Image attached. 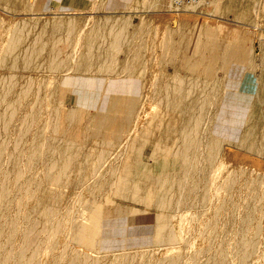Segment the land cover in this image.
I'll return each instance as SVG.
<instances>
[{"label": "bare ground", "instance_id": "1", "mask_svg": "<svg viewBox=\"0 0 264 264\" xmlns=\"http://www.w3.org/2000/svg\"><path fill=\"white\" fill-rule=\"evenodd\" d=\"M115 3H116L115 0L114 1L111 0L109 4H115ZM190 7H192V6H190ZM71 20L72 19H70V21L68 20V22H63L64 20L61 21V19L60 20L57 19V20H54L53 22H51L50 24L43 25V27H41V29H43L44 32L41 33L42 35H40V36L38 35L39 37L37 35L34 36V32H33L36 29V24H34L35 26L33 24H32L33 26H31V24H27V23H30L29 21L28 22L24 21L25 23L22 22L23 24L18 23L19 25L16 24L15 27L12 26V27H14V28H12V30H14V33L11 32L13 35L8 36L9 40H10V41L8 40L9 42H7V40H6L7 43L4 42L6 44V45L4 44V46H7L6 50H5V47H3L4 49L3 48L0 49L1 54L3 52L2 50H4V53L2 54V56H0V66H6L9 69H12L15 71L25 70V69H27V70L33 69L34 71L36 69L38 71H40V70L52 71L53 70V73H54V71H59V72L64 71L72 61V60H70V58L73 56V54L77 53V51L75 53H73V52H71V50H72L71 49L69 51L72 54V56L70 55V58H68L69 55H67L68 57L64 56V54H65L64 52H63L64 54L61 55L60 48L58 49L60 51H58V50L56 51L55 49H57V47H59L61 45V42L59 41V39L63 37V36L60 37L62 33L59 34V36L57 34L59 33V31H61L63 29L65 31L69 30V32H72L76 26L75 25L76 23H77V26H76L77 28H78V26L81 25V24L79 25L80 21L79 22L74 21V19L72 21ZM32 22H34V21H32ZM47 23H49V22H47ZM80 23H83V22L81 21ZM149 24H151V23H149ZM0 25L2 26L3 23H0ZM10 27L11 26H9L7 28L9 29ZM147 28H148V26H147ZM10 30H11V28H10ZM48 30H50V32ZM88 30L89 31L85 32L86 30L81 29V31H83L82 33L84 34L81 36L85 37L86 33H88L87 38H85L86 39L85 43H82V44H84L86 46L85 50L88 49L87 51L89 53L87 52L86 55H80V56H82V58L80 59V56H79V59H80V61L78 60L79 62L78 61H76V62L73 61V62H74V64L75 63L77 64V62H78V66H76V64H75L76 72L81 73V74H93L94 77L92 79H88L85 77L76 78V77L67 76L64 78V81L61 82L62 86H60V83L58 80V78L60 76L62 77L61 73H59L61 75H59L58 78L55 75L56 79L58 80V81L56 80L58 82V84L52 82L53 78H52L51 82H44V79H45L44 76H46L48 74V72L47 73L41 72V76H43L42 78H44V79H42L40 77L39 79L43 80V81L39 80L40 83L38 81L39 76L36 77L37 82L35 81L36 83H34L31 80V76L29 79L30 81H28L27 78H25V77L22 78L21 75H19L17 73L5 76V77L0 79V264H34L35 258H36V260H38V261H36V264H37L39 261H41L40 255L42 256L44 264H60L61 262L63 263L64 262V259H63L64 255L63 256H62V254L60 255V256H62V259H63V260L61 259L62 261L60 260L61 257L58 258L59 256L55 255L61 262H58L59 260L58 259L56 260L55 256H52L54 254L50 255V253L54 251L52 249H55V251H56V248H54V247H52V249H50L51 248L50 246L54 245V243L53 244L51 243L53 240L51 241L50 238L52 237L54 239V237H55V240H57L56 235H54V237H53V234H51V231L54 228H52L53 224H52V227L50 226L51 225L50 220H51V222H55L54 224L56 226V221H52V220H55L53 218H55L56 216L58 217L59 215L62 216V219L60 220V218L58 217L59 218L58 220H60L61 222L66 220L65 222H67L69 224V225L66 224V226L68 225L72 229V231L70 230L72 232V235L70 232L69 233H70V236H72L71 240H74L76 242V244L78 243L79 245L83 246L84 248H88L89 250L90 249H101V247L108 248V246H110V245H117L119 247V249H121L124 252V256H122V258H121L122 262L124 261L123 257H124V259L127 258L126 259L127 261L130 260L133 262V260H131L134 258L133 255L136 254V252L140 253V251H142L144 249V245L147 241H152L155 244L160 242V244H162L161 243L162 241H175V240H178L180 238L181 239L185 238V236H187L186 234L182 233L183 230L180 233H177L175 231V228L173 226V221H174L173 218L174 217L170 216L171 213H169L170 215L167 212H166V214L164 213L163 215L161 213L163 212V210H164V212L165 211H171L173 208H175L177 205H179L180 204L179 203L180 197H181L180 195L184 196L182 194L183 193L182 191L185 189L187 190L186 196L188 195L189 198L192 199V201L195 202V200H198L200 202H203L204 200H206V198H207L206 196H208L210 194L209 189L211 188V185L213 184L211 181L212 179H210V177L212 178V175H211L212 171L210 170V163L216 158V155L218 153V145H220V142L222 139H226L230 142H234L237 144L248 145V147H250V149L254 150L255 152H257L259 154L264 155V115H262L261 113H260L261 115L253 114L257 110V107H255L256 106L255 102H257L258 104L259 103L264 104V86L263 85L261 86L258 83L253 82L252 80H251V82L250 81H241V82L236 83L233 81V84L230 83V82H232V80H231L232 78L236 77L238 74H241L240 73L241 71H239L240 67H238L239 66L238 65V66H236L237 68H235L233 70H235V72H236V70L238 69L239 73L238 72H237L238 74L235 73V76L233 74L234 77L232 76V78H231V74L233 73L231 70L230 78H228V80H230V81L228 82L226 79L223 80V81H227L228 84H231L232 86L234 85L235 87H233V91L231 90L232 93L229 92L228 99L227 100L225 99L222 102V105L220 104V108L218 109L217 114H215V116H214V121H213V125H212L213 130L211 131V138L209 140V144L211 143L212 146L211 147L209 146L210 148L208 149L206 155L203 157V162H204L205 166L202 170V176L199 177L200 179L198 180V182H196V183L194 182V179H195L194 175H195V171L197 169L196 161H198V159H199L198 155H199V150H200L198 147L200 144L197 146V137H198L199 126H200V122H201V118H202V114H200V113H201L202 109H204V106L206 105V102L208 100V99L205 100L202 97L207 96V95L209 96L212 93L210 90L208 91L205 89V87L203 86V82H201L200 80L202 78H203V80H206V81L212 79L213 74L211 73V71L213 69V66L211 64L216 63V62H223V63L228 64V65L230 64V61H231L230 57H231L232 51L227 52L228 53L227 54L224 47H222L223 44H219L215 40L204 41L200 37H193L192 39H190L188 42V49L191 51V53H194L193 54L194 60H190L189 64H194L195 66H197V63H199V62L204 64L201 69H198L199 72L197 70H195V71H197L198 74L197 73L196 74L198 75L200 80L197 79V82L195 84L191 85L192 89H189V90L184 91V92H183V90L180 91L177 88L182 83V81L179 80L181 77V74L179 72H177L178 70L175 68L177 75H176V77H175V75H173L174 77H172V78H174V81H176V80L177 81L175 83H173L174 81L172 79L171 80L173 83L172 84L171 81H169L170 80L169 78H171V77H169L167 82L168 83L170 82L172 85L169 84L168 85L169 88L166 87V89L164 90L165 92L163 91L164 94H161L162 90L164 88L161 89L159 87L161 89V91H158L157 92L158 95L157 94L156 95L159 96V93H160L163 97H161L162 99H160L159 98L160 96H159L158 97L159 100L158 101L156 100L158 103H156V105H155V103H154L155 100H153V97H152L153 94L155 95L156 89L154 87H157L158 85L161 86V83H159L161 81H158V79H157L158 78L157 75H159L157 73H159V72H157L155 74V72H156L155 71L154 75L157 78L155 76L154 77L157 79V81H156V79H153V80H154V82L156 81L158 83H156V82L152 83V85H150V86H149V84L151 83V81H150V83H149V81L147 83V80L150 79V77H147L148 75H146V74L150 73L149 74L150 76L153 75V74H151V71L153 72L154 68H151V65L155 64L156 68H157V66H159V64H157L158 62H156L157 59L153 58V55L156 52H154V50H153V52H154V54H153V52L151 51V48L155 49V51H156L157 47H161L164 52H168L169 54L174 55L175 53H174L173 49L175 47V43L171 40V36L169 35V33L167 32V33L163 34L162 36L159 33L158 34L153 33V35L150 36L149 32L151 31V29H149L148 32L145 31L147 34H149V40H150V37H152V39L149 41V43L147 45L144 42V45L150 46V48H149V46L146 48L147 49L149 48L150 51L152 52L151 53L152 58H144V56L141 54L142 50H140V49H142L145 46H141L142 48L138 47L137 49L140 50V53L137 54V56H135L136 55L135 53H138L139 51L135 52V51H137L135 49L136 46L133 45L134 47H132V45H131L132 48H130V45H129V49H133L132 50V51H134L133 54H135L133 56H135V57L132 56L133 57L132 60H130L131 57H129L128 58L129 60L126 59V61H122V62L120 61L119 62L116 59V57L114 56L115 52H113L112 48L113 47L119 48L121 46V44H120L121 41L124 40L123 38H127L126 37L127 35L125 36V34L123 32L125 30V28L123 30V26H120V22H118V20H112L109 18H103V20H102V18H101L98 21L96 20L95 26L94 27L91 26V29H88ZM1 31H3L2 28H1L0 32ZM77 31H78V29H77ZM153 31H155V30L153 29L152 32ZM7 32H10V31H7ZM3 33H5V31H3ZM11 33H8V34H11ZM72 33L75 34L74 31ZM77 33L75 35H77ZM79 33L81 34V32H79ZM79 33H78V35H80ZM155 33H157V32L155 31ZM66 34H68L70 36L71 33L69 34L67 32ZM78 35L76 37L75 36H73V37L78 38L79 37ZM65 37H64V40H65ZM82 37H80V38L82 39ZM6 38H7V36H6ZM80 38H78V39L80 40ZM71 39H72V37H71ZM74 39L72 40V41H74L72 43L76 44V42H77L76 45L78 46V44L80 42L76 41L78 39H76V40H74ZM1 41H2V39H1ZM82 41H84V40L82 39ZM185 41L187 42L188 40H185ZM65 42H67V41L65 40L64 43ZM70 45H72V44H70ZM76 45H73V46H76ZM185 45H186V43H185ZM138 46H140V45H138ZM69 47L72 48V46L68 45V48ZM75 48L77 49V47H75ZM79 48H82L81 44H80ZM94 48H96V49L92 50ZM110 49H112V50H110ZM116 51H118V50H116ZM208 51H211L213 53V56L210 59L205 58L203 56L204 53L208 52ZM128 52H130V50ZM235 52H236V50H235ZM238 52H240V50ZM83 53L85 54V52H83ZM130 55H132V53ZM239 56L243 57L240 54H239ZM74 57L76 58V55ZM74 57H72V59H74ZM173 58L174 57H171L170 60H172ZM228 58H230V59H228ZM237 59H239V58H237ZM242 59L243 58H241V60ZM76 60H77V58H76ZM248 60H250V59L247 58L246 62H248ZM165 61H167V60H165ZM243 62H240V63L245 64V61H243ZM235 63H236V61H235ZM248 63H246V65ZM243 64H242V66H244ZM70 65H72V64H70ZM235 65H237V64H235ZM160 66L166 67V65H163V64ZM230 66H231V64H230ZM149 68H151L152 70L151 69L148 70ZM158 68H160V67H158ZM225 68H230V67H225ZM245 68L247 70V67H244V70H243V68H241L243 70V72L245 71ZM68 69H66V70H68ZM193 69H195V67ZM71 70H72V68H71ZM162 70L165 71L164 67ZM162 70H161L160 75H162V78H163V76H165V75H163L164 73L162 74ZM38 71H36V72H38ZM148 71H150V72H148ZM176 72L174 74H176ZM227 72H229V71H227ZM42 73H43V75H42ZM45 73H46V75H44ZM50 74H49V76L53 77ZM124 74L127 75V78L130 79L128 82L124 83L123 81L116 80L118 78L124 77L123 76ZM227 74L229 75V73H227ZM38 75H40V73H38ZM49 76L47 75L46 77H49ZM151 77L154 78L153 76H151ZM160 78H161V76L159 77V79ZM214 78H216V77L214 76ZM214 78H213V80H214ZM237 78H239V77H237ZM237 78H235V79H237ZM24 79H26L28 82H26V81L23 82ZM165 79H167V78H165ZM150 80H152V79H150ZM46 81H50V80H48V78H47ZM163 82H166V81H163ZM167 82H166V84H168ZM37 83H39V84H37ZM163 84H165V83H163ZM228 84H226V85H228ZM138 85H139V87H141L140 90L137 89ZM153 85H154V87H153ZM231 85H230V87H231ZM151 86L154 88V90L152 89L154 91V93H152L153 91L151 90L152 95H151V93H150V95L152 98H150L149 102L152 99L151 102H153V108H152V110L150 109V111H147L146 109H148L150 107H148V108L144 107V109L146 110L145 111L143 109L145 111V114L148 113L146 115L147 117H145V119L147 118V120H144L143 124H142L141 119L143 120L144 117L141 115L143 118L141 117V119H140V116H139L138 118L140 120L139 119L138 120L140 121L142 126L140 125L139 122H138V124L140 126L139 125L137 126V124L136 125L134 124V121L136 119V116L140 112L138 107L141 106V105H138V102H140L138 97H141L142 95H146V93H148L149 91L146 92L148 89L146 91H145V89L148 87H149V89H151ZM165 86H167V85H165ZM228 86H227V88H228ZM43 87H45V88H43ZM47 87H49L51 89V90H48L49 88L47 89L49 92L44 90ZM65 87L75 88V92L77 95V97L75 98V102L77 103V106H78V107L77 106L75 107L76 109H74V108H73V110L69 109L72 105L70 107L67 106V108L69 107L67 109L66 105L63 104V98H64L65 93L67 91V89H65ZM125 87H128L131 89L130 95H132V98L128 99V100H122V101L113 100L112 96L115 95L116 93H119ZM236 87H237V89H236ZM41 88H43L45 93L48 92V93H50V95H52V96L55 95L56 97L54 96V98H53L52 96L51 97L48 96L47 94H45L43 92V90L41 92H39V89H41ZM234 88L236 89V91ZM34 92L36 93L35 95L33 94ZM42 92H43V94L50 97V99L52 98L51 101L53 99L56 100V102L53 100V102H55V104L52 102V104H54V106L52 105L53 110L51 112L48 111L51 108V105H50L51 103L48 102L50 99L47 96L42 95V97H44V99H45V102L49 103V105H48L49 109H46L47 107L44 106V103H43L44 99H43V101L40 100V99H42L41 96L38 97V99L40 101H38L37 97H35L37 94H41ZM30 95L32 96L31 98H33V95H34V97L37 100L35 98L33 99V100H36L35 104H33V103L29 104L30 106L33 105V106H31L33 108L32 109L29 108V110L30 109L31 110L28 111V109H24V107H25L24 105L28 103V102L26 103L25 101H27L26 99L30 98ZM57 96H58V98H57ZM94 96L101 97V99L99 100L101 102L100 104L103 106L101 114H103L104 116L101 115L100 119H98V123L100 124V126L97 129L96 135L91 136V137H86L83 133L90 129V125H89L90 117L93 115V114L91 115L90 112L94 111V109H95V100L92 99V97H94ZM45 97H47L49 100L46 99ZM147 97H149V94ZM210 97H209V99H210ZM144 99H147V98H144ZM154 99H157V97L155 98V96H154ZM147 100H144V101H146L145 104H147ZM24 102H25V104H24ZM31 102H34V101H31ZM167 102L172 103L174 105V107L172 109H169L168 106L164 105ZM46 103H45V105L48 104V103L47 104ZM115 103H116V106L118 108L114 107ZM118 103H119V105H118ZM27 106H28V104H27ZM142 106H144V104H142ZM146 106H148V104ZM151 107H152V105H151ZM44 108H45V110H47L49 112V114L46 113L47 111L45 112ZM25 110H27V112ZM144 111H142V112H144ZM260 111H261V109H260ZM44 112L47 115H45ZM150 113H151V115H149ZM140 114H142V113H140ZM112 115H126L128 117L129 122L122 123L121 125H119L117 127H113V126L107 127L112 123V121L110 120V116H112ZM148 115H149V118H148ZM183 118H187L189 121L186 124V126H183V124H184V123H182L183 121L180 123V119H183ZM114 119H116V118H114ZM138 120H136V121H138ZM136 121H135V123H136ZM260 125H263V126L261 127ZM136 126L140 127V129L138 128L139 129L138 130L136 128ZM217 128L218 129L220 128L221 130H223L224 133H222L223 134L222 137H224V138H222L220 136V134L218 132L220 129L218 130ZM211 129H212V127H211ZM218 134H219V136H218ZM17 135H19L20 138L26 137V140L25 139L23 140V138H22V141H21V139ZM15 137H16V139H15ZM200 140H201V138H200ZM123 143H127L129 145V147L126 148V150H128V149L130 150V148L132 149V147H133V148H135V150L137 149V151L141 150L142 148L146 147L149 144H152L153 150H154L152 153L154 155L153 156L154 157L153 158L154 163L152 165H147L143 162V159H141L140 157H135L133 155H129L130 152L128 150L129 153L127 152L128 154H127V156H125L126 159L125 160L123 159L124 163L122 162L123 166H121L122 169H120L121 171H119V172H121L120 176H117V178H116L117 188H114L113 190L115 191V189H116L115 193L118 195V197L120 199L123 198V199L131 200L132 202L135 201V202L143 203L149 208L153 207V208L162 210V211H160L161 215L160 214H154L153 216H151V215L144 213L143 211L135 210L137 208L129 209V206H127V208L125 207L124 209L123 208L121 209L117 206L118 204H116L112 201V198H111V200L109 199L110 201H107L105 203H103L102 202L103 200L101 201V199L98 200L100 203L95 202L96 199L94 201L95 203L94 202L90 203L89 198H87L86 203H84V206H83V208H84L86 205V209L85 208L82 209V210H85V212L82 211L84 213L83 215H82V212L80 213V215L83 218L80 221H77V220L75 221L74 220L75 218L72 220V219L68 218L66 215L63 216L62 215L63 212H62V214H60L61 210L64 209V208H61V206H63V205L60 206V203L62 201H64L65 199H67L66 197H64L66 195L64 193H62V191H57V190H54L53 188L49 187V184H52V185L57 184L58 185V184L62 183V184H65L69 187L71 185L74 186L77 183H79V184L82 183V184L86 185L87 187H90V191L92 193V195L91 194L90 195L93 198V196L95 195L93 193H96L97 190H98V192L101 191L102 188H100V186L103 187V185H104V187H105V185L107 184V183L105 184V182L102 180V178H104L103 175L105 173H107L106 171L103 172V168L107 164V161L109 159H112V157L114 156V154L117 151L118 152L121 151L120 148L123 146ZM224 143H225V141H224ZM10 145H15L12 151H9ZM221 145H222V143H221ZM126 147H127V145H126ZM123 149H125V148L123 147ZM26 151H28V155L26 154L27 153ZM132 151H133V149H132ZM120 153H122V152H120ZM24 154H26V157L28 159H27V162L25 161L26 163L24 162V164H22L21 161H22V157ZM122 154H124V152ZM201 155H203V154H201ZM24 157H25V155H24ZM26 157H25V159H26ZM78 159L82 160V164L84 166L82 173L79 170V172L81 173L79 179L74 178L73 177L75 175L74 172L69 171V169L74 165V162L77 161ZM3 161H5L6 163ZM41 161H42V164L44 163L47 166V167L41 166V167H44L46 169L45 174H44V176H46V178L44 180H42V178L44 176L42 178H38V179H37V177H35L37 180H40V181L33 180V178H34L33 174L30 171L32 170V168H35V170H36L35 166L38 167V164H40ZM2 162H3V165L1 164ZM9 167H12V168H9ZM222 167L223 166H221V169H222ZM44 168H42L41 171H43ZM37 170H36V172L39 171L38 173H41L40 170H38V171ZM10 171H14L16 176L9 177V175L11 174ZM29 172H30L29 175H31L32 178H30V177L27 178L28 175L26 176V174H28ZM33 172H35V171L33 170ZM79 172L77 173V175H79ZM200 172H201V170H200ZM229 173H230V171H229ZM238 173H240V172H238ZM238 173L235 172V177ZM42 174L43 173H41L40 175H42ZM212 174H213V172H212ZM230 174H229V176L233 177L232 175H234V174L232 171ZM116 175H118V174H116ZM221 175L222 174H219L217 176L214 175V176H215V178L218 179V176L220 177ZM226 175H228V174H225L224 179L227 178L228 180H230ZM241 175L244 176V174H242V173H241ZM242 176H241V178H242ZM235 177H233V178L237 179V181H239V179L235 178ZM245 177L243 178V180L245 179ZM249 177H251V176L249 175ZM207 178H209L211 182L208 181ZM255 178H257V177L255 176ZM247 179H245L246 182H247ZM250 180L251 179H249V181H248L249 183H250ZM106 181H109V179H106ZM114 181H115V179H114ZM114 181L112 180V182H114ZM223 181L225 183V180H223ZM223 181H221L222 182L221 186H222V184H224ZM231 181L232 182H229V181L227 182V180H226L227 185L230 184L231 186H233L232 183L234 184L235 180H231ZM259 181H257V183H259ZM239 182L236 183L238 187H240L239 186L240 184L246 183V182L241 181L242 183H240L238 185ZM248 182H247V184H249ZM253 183L251 182V184H253ZM208 184L210 185V188L208 187L209 186ZM112 185H113V183H112ZM230 185L228 186V188L230 190H232L231 191L232 194L235 195L236 193L233 192L235 188L231 189ZM246 185H245V187H246ZM226 186H224V187L227 188ZM237 186H235V187H237ZM243 186L244 185H242L241 187H243ZM238 187L236 188L237 192L239 190ZM259 187L256 186L254 188V190H253V188L251 190H253L254 192L256 191V195H258L260 193L259 192L257 194V192L260 191ZM82 188H84V186ZM250 188H248V189H250ZM256 188H258V191L255 190ZM260 188H262V187H260ZM108 189H106V190H108ZM110 189H112V187ZM207 189L209 190V192L207 191ZM220 189H221V187H220ZM220 189H217V191L216 190L215 191L216 192L220 191L219 193L221 194L222 193L221 191L224 188L222 190H220ZM243 189H244V187H243ZM106 190H103V192L104 193L108 192L109 194L107 193V195L109 196L110 192H109V190L108 191H106ZM263 190L261 191V193L264 195ZM16 191L17 192L21 191V193H23L22 191H29V192L34 191L35 193H37V195L39 197V202H40L39 203L40 204V207H39L40 210H38L39 208L38 209L36 208L33 210V207L31 206L32 208H30V210L31 209L32 210L27 212V215H25L26 216L25 217L24 214H26V213H24V211L22 210L23 208L21 209V207L24 204H22V206H21V202L23 203V199H24V203L26 201H28L25 198H27V197L30 198V195L32 196V194H30L28 192L30 195L27 196V192H25L26 195L24 194V197L25 196H27V197L24 198L22 196L23 197V199H22V197L20 196L19 199H21V201H17L18 202L17 203L15 200V202L17 203L16 204L14 201L12 202V200H14L12 198L15 197ZM110 191L112 192V190H110ZM114 191L112 193H114ZM215 191L212 193H214L216 195ZM226 191L229 192V190L225 189V192L223 190L224 193H226ZM253 191H251V193ZM34 192H32V193L35 196ZM98 192L96 194H98ZM196 192L201 193V194L197 195ZM207 192L209 193L208 195H207ZM230 193H228L230 198H231L230 200H234V196L232 199V196H231L232 194L230 195ZM240 193H242V191H240ZM239 194L237 196H239ZM242 194H244V193H242ZM18 195H23V194L18 193ZM84 195H86V194H84ZM117 195L115 197H117ZM263 195H261V196L263 197ZM97 196H96V198H97ZM101 196L102 195H100V197ZM103 196H104V194H103ZM199 196H200V198H199ZM217 196L218 195H216L215 197H217ZM237 196L235 195V197H237ZM240 196H242V195L240 194ZM259 196L260 195H258V197ZM213 197H214V195H213ZM215 197H214V200H215ZM242 197L240 198V200H242ZM16 198H18V197H16ZM72 198H74V196ZM77 198L78 197H76V199ZM208 198H209V196H208ZM226 198H228V196ZM252 198L256 199L253 196H252ZM261 198H259V200H258V198L256 199L258 201V203L257 202L256 203L258 205H260L259 208H261V206L263 205V204H259L260 203L259 201L261 200ZM30 199L32 200V198H30ZM79 199H81V198L79 197ZM79 199H78V201H79ZM82 199H83V197H82ZM31 200L28 202L31 203L33 201V200L32 201ZM60 200H61V202H60ZM209 200H206L204 202L207 203V201H209ZM256 200H254V201H256ZM34 201L35 202L31 203L32 205L34 203L38 202L37 199ZM111 201L113 203H111ZM212 201H213V199H212ZM234 201H237V200H234ZM251 201H249L251 208L248 207L249 208V209L247 208L248 211H247V209H245V211H247V213L245 212L246 216H244L245 218L243 219V220L246 219L245 221H247V222H248V220L256 219V218H254V219L250 218L252 216L253 212L254 213L257 212L255 209H256V207H258V206H256V204H254L255 203L254 201H253L254 203H252ZM65 202L66 201H64V204H65ZM185 202H186V199H185ZM210 202L211 201H209V203ZM237 202L240 205L241 201L238 200ZM237 202L236 203L234 202L232 205L234 206V204H237ZM263 202H264V200H263ZM14 203H15V205H14ZM29 203H27V204H29ZM73 204H72V207H73ZM220 204H216V205L219 206ZM12 205L14 207L13 209H12ZM25 205H26V203H25ZM37 205L38 204H36V205L34 204L35 207ZM78 205H80V204H78ZM224 205H226V204H224ZM59 206L61 208L60 210L58 209ZM66 206L64 205V207H66L68 209V205H66ZM77 207H75V208H77ZM130 207H133V206H130ZM177 207L179 208V206H177ZM224 207H226V206H224ZM19 208L23 211L22 214L25 217L24 220L21 217L22 215H21V211ZM216 208L217 207H215V209ZM221 208H220V210H221L220 213L215 211V213L216 212L218 213V216H219V214L221 215V212H222ZM227 208L228 207H226V209ZM238 208H240L239 209V211H240L241 206H239ZM56 209H57L59 215L56 212ZM27 210H29V209H26L25 211H27ZM71 210L74 211V209H71ZM242 210H244V208ZM65 211H66V209H65ZM73 211H72V213H73ZM227 211H228V209H227ZM259 211H260V209H259ZM262 211H263V208H262ZM262 211H260V212L263 214L264 211L263 212ZM75 212H77V210ZM231 212H233V210ZM234 212L232 213L233 214L232 216L235 215ZM236 212H238V211H236ZM72 213H71V216H72ZM215 213H214V215H215ZM225 214H227V215H225L227 217L228 213L226 212ZM240 214H238L240 216L238 218H241V215L243 213L241 215ZM256 214L257 213H255V215L253 217H255ZM80 215L78 216V218H80ZM214 215H212V216L214 217ZM66 217H67L68 221H67ZM73 217H74V215H73ZM211 217L209 219H211ZM215 217L217 218V215ZM219 217L217 220H219ZM226 217H223V218L227 219ZM261 217H262V215H261ZM220 218H222V217H220ZM21 219L23 221H26L25 223L27 225H24V222H21L22 221ZM213 219H212V221L217 222V220H215V219L213 220ZM231 219H235V221H237L235 217H233ZM42 220H44V222H42ZM45 220H46V222H48V220H49V223H50L49 227L52 228V229H50L51 230L50 234L52 236L51 237L47 236V237H50V238H48L50 240L49 241L50 243L47 241L50 244V246H48L49 248L48 247L46 248L47 245H45V247L43 248L44 245H42L43 242H41L42 238L39 239L40 236L38 237V235L40 233H38L39 228L37 229V226H38V224L40 225V222L42 223V225H44ZM227 220L230 221L229 218ZM260 220L263 221L264 219L262 218ZM209 221H210V223L209 222L208 223H209V225H211V223H213V222L211 220H209ZM235 221H233V223ZM262 221H260V222H262ZM65 222H64V224H65ZM219 222L220 223L222 222L221 226H223V229H224V226L227 227L226 226L227 224L225 225V222L223 225L222 220L218 221L217 223H219ZM230 222H228V223H230ZM243 222H241V223H243ZM247 222H244V223H246V225L241 224V226L245 225L244 228H246L247 230H244V231L245 232L248 231V233H249V231L251 232V230H250L251 228H249L248 225H252L251 227H253L252 223H254L255 221L254 222L250 221L249 223H251V224H247ZM217 223H213V225H215ZM233 223H231L232 227H233ZM19 224H21V225L19 226ZM57 224H59V225L56 227L60 228L61 232L57 231L58 233L57 232L55 233L53 231L52 233H55V234L60 233L59 235L61 236V234H64V233H62V232H64V230L68 231L67 227L64 224H63V227H66V229H63V230H61L62 226L59 227L61 224L59 221L57 222ZM262 224H263V222H262ZM262 224H258L259 225L257 228L258 230H259V227L260 228L263 227V226H260ZM23 225H24V227L26 226L25 227L26 229L24 228L25 231L21 230V233H19L20 232L19 230L21 229L19 227H21ZM209 225L208 226L206 225L205 228L207 227V229H208V227H210ZM213 225L211 228H214ZM47 226H48V223H47ZM200 226H202V225H200ZM43 227L45 228V226H43ZM69 227H68V229H70ZM216 227L214 228L216 232L213 229L214 233H218L216 230ZM234 227H235V224H234ZM242 227H238V229L242 228ZM256 227H257V224H256ZM58 228H55V230L56 229L59 230ZM254 228H255V226H254ZM22 229H23V227H22ZM219 229L221 230L222 227H220ZM257 229L255 231H257ZM210 230H211V233H213L212 229H210ZM235 230L236 229H234V231ZM242 231H243V229H242ZM242 231L240 229V232H242ZM244 231L242 232V234L244 233ZM22 232H24L23 235H22ZM178 232H179V230H178ZM228 232H231V230H229ZM259 232H260V230H259ZM67 233L68 232H66L64 236H66ZM220 233L221 232L219 231V235H220ZM252 233H254V232H252ZM256 233H255V235H256ZM206 234H208V232ZM222 234H223V232H222ZM235 234L239 235L240 233L239 234L235 233ZM249 234L251 235V233H249ZM208 235L211 236L210 234H208ZM224 235L225 234H223V238H224ZM244 235H246V234L244 233ZM255 235H252V236H254V238L260 242V240H259L260 236L258 235L259 237L256 238L257 235L256 236ZM260 235H261V233H260ZM262 235H264V234H262ZM241 236L242 235L240 234L239 238H241ZM221 237L222 236L220 235V238ZM59 238H58V240H60ZM61 238H62V236H61ZM243 238H241L240 240H244ZM64 239H66V238L64 237ZM67 239H69V236ZM208 239H210V238H208ZM211 239L213 241L215 238L214 239L211 238ZM237 239H238V237H237ZM262 239H261V241H262L261 243L264 242V239L263 240ZM45 240H44V244H45ZM55 240L53 242H55ZM223 240L226 243L225 238ZM223 240L221 239V242L219 240L220 245H221ZM247 240L249 242L250 239H248V237H247V239L245 241L247 242ZM67 241H66L65 245H64V243L62 244V243H59L58 241H56L57 243L55 242V244H57V245L55 247H58V244L59 245L62 244L64 246H67ZM227 241H229V240H227ZM236 241H237L236 245H238L239 242H238V240H236ZM47 242H46V244H48ZM62 242H64V240ZM113 242H115V243H113ZM234 242L232 243V241H231L230 244L232 243L231 245L234 246ZM246 242H244L245 245L248 243V242L247 243ZM250 242L251 243L247 244L248 246H250L252 244V241H250ZM259 242H257V243H259ZM225 243L224 244L222 243L223 244L222 247L224 245L226 246ZM257 243L255 242V244H254V242H253L254 245H256ZM212 244H214V243L212 242ZM217 244L218 243H216L215 245H217ZM230 244H228V242H227V246L228 245L230 246ZM241 245L245 246L244 244H241ZM257 245L260 247L261 244L260 245L257 244ZM64 246H62V247L64 248ZM210 246H211V243H210ZM227 246L223 247V249L227 248ZM233 246H232V248H233ZM238 246H237V249L235 248L236 250H238ZM248 246L246 249L241 248V250L244 249V250H242V253L240 251V253H241V259L240 260L242 262V263L240 262L241 264H250V262H249L250 258H251L250 257V254H251L250 250H252L251 249L252 245L250 248ZM258 246H256V247H258ZM62 247L59 246V249L57 248L58 250L56 252L61 251L60 248L62 249ZM216 247H220V246L217 245ZM262 247H264V246H262ZM167 248H168V246H167ZM209 249L211 250V247ZM219 249H217V250H219ZM235 249H232V250H235ZM158 250H160V249L158 248ZM220 250H219V253H220ZM227 250H229V249H225V251L223 250V253H225V255H227V257H228V253L226 254ZM239 250H238V252H239ZM253 250H254V248H253ZM253 250H252V254H253ZM66 251H68V249L67 250L64 249V251L62 249V251L59 253H62V252L66 253ZM145 251H146V249H145ZM145 251H144V253L142 252V254H144V258L146 256ZM200 251L203 252V250H200ZM205 251H206V249H205ZM214 251H216V250H214ZM196 252H198V250H196L195 253ZM69 253H71L72 256L71 257L67 256L69 254L66 253L67 255H65V256L70 257V258H67L68 259L67 260L64 257L65 260H67L64 264H99V262H100L98 258H88L87 256H81L80 252H79L80 254L77 252H73V253L69 252ZM120 253L122 254L121 251H120ZM195 253H194V255H195ZM203 253H200V254H203ZM207 253H208V251H207ZM207 253L205 252L206 255H207ZM233 253L235 254V252H233ZM198 254H199V252H198ZM216 254H215V256H216ZM234 254H233V257H234ZM139 255H141V253ZM150 255L148 254L147 255L148 257L146 259L142 258L141 256L140 257L144 261V260H147L150 257ZM194 255H192L193 256L192 258H195V256H196L195 260H193V262L195 264L197 258L199 257L200 259H202L201 256H203V255H200V256L198 255V257H197V254L195 256ZM220 255H221V253H220ZM225 255L222 256V258L223 257L225 258L226 257ZM38 256L40 257V259ZM50 256H52V258ZM215 256H213L211 259H208L209 260L208 262L207 261H204V262H207L206 264H217L218 258ZM120 257L121 256L118 255L117 258L120 260ZM131 257H133V258H131ZM208 257H210V256H208ZM230 257L232 258V256H230ZM230 257H228V259ZM138 258H139V256H138ZM205 258H207V257H205ZM220 258L221 257H219V260L221 261L222 259H220ZM238 258H240V256ZM141 259L139 258V260H137L136 263H139V261H141ZM200 259H198V260H200ZM228 259H227L228 263L229 264L232 263ZM233 259L231 261H233ZM262 259L264 260V257ZM126 260H125V262H126ZM148 260H150V258ZM251 260H253V259L251 258ZM117 261L118 260H116L114 262L116 263ZM130 261H129V263L131 264ZM157 261H160V260H157ZM173 261H174V263H171V264H177L176 259H174ZM175 261H176V263H175ZM201 261H199L200 263L199 262H197V263L202 264L203 260H201ZM227 261L225 260V264L227 263ZM119 262L120 261H118L117 263L119 264ZM145 262L148 263V261H144L143 263H145ZM153 262H154V260H152V263ZM163 262L164 261H162V263L160 262V264L165 263V262L164 263ZM238 262L236 264H240ZM257 262H260V261H257ZM40 263L43 264L42 261ZM149 263H151V262L149 261ZM190 263H191V260H190ZM223 263L220 262L218 264H223ZM234 263H235V261H234ZM262 263H264V262L262 261ZM120 264H121V262H120ZM123 264H128V263L123 262ZM251 264H253V263H251Z\"/></svg>", "mask_w": 264, "mask_h": 264}, {"label": "rangeland", "instance_id": "2", "mask_svg": "<svg viewBox=\"0 0 264 264\" xmlns=\"http://www.w3.org/2000/svg\"><path fill=\"white\" fill-rule=\"evenodd\" d=\"M27 1V2H26ZM110 1L111 0H0V23H3V25L0 27V30H1V28H2V30L3 31H5V33H3V31H1L0 32V49H2L3 47H5V50H6V48H7V46H4V42H6V40H7V42H9L10 40H9V37L8 36H10V35H13L12 33H14V30H12V28H14L15 26H16V24H21L22 22L23 23H25V22H30V23H27V24H31V26H33L34 24H36V31L34 30L33 32H34V36H40V35H42L41 33L42 32H44L43 31V29H41V27H43V25H47V24H50L51 22H53L54 20H60L61 19V21H63V22H68V20L70 21V19H74V21H82L83 23H80L79 22V25L80 26H78V28L76 27L77 26V23L75 24L76 26H75V28H74V33L76 34L78 31L79 32H81V34L80 35H78V33H77V35L79 36L78 38H80V37H82L81 35H84L82 32L83 31H81V29L83 30H86L85 32H87V31H89L88 29H91V26H95V24H96V20L98 21L99 19H101L102 18V20H103V18H109V19H112V20H118V22H120V26H123V30H124V28H125V30L123 31L124 32V34H125V36L127 37V38H123L124 40L123 41H121V46L119 47V48H117V47H113L112 49H113V52H115L114 53V56L116 57V59L120 62H122V61H126V59H128L129 57H131V59L130 60H132L133 59V57H135V56H137V54H139L140 53V50H142L141 51V54L144 56V58H152L151 56V53L153 52V50H154V52H156L155 54H154V52H153V58H156L157 60H156V62H158L157 64H159V66H157V68L155 67V64H153V65H151V68H154L153 69V72L151 71V74H153V75H151V76H155L154 75V72H155V74L157 73V72H159V73H157V74H159V75H157V79H158V81H161V82H159V83H161V86L160 85H158L157 87H154V85H153V87L157 90H155V95L153 94V100H155V105H156V103H158L157 101L159 100L158 99V97L160 98V99H162L161 97H163L161 94H164V90L166 89V87L167 88H169V84H171L172 83V79H173V81H174V78H172V77H174L173 75H175V77H176V75H177V72H179L180 74H181V77H180V81H182V83L179 85V87L177 88L178 90H183V92L184 91H187V90H189V89H192L191 87V85L192 84H195L196 82H197V79H199L200 80V78L198 77V73H197V71L199 72V70L198 69H201L202 67H203V63H201V62H199V63H197V66H195L194 64H189L190 63V60H194L193 59V57H194V53H191V51L188 49V42H189V40L190 39H192L193 37H200L201 39H203L204 41H213V40H215V41H217L219 44H223V46L222 47H224V49H225V51H226V53L227 52H229V51H232V53H231V61H230V64H231V66H230V64L228 65V64H225V63H223V62H216V63H213V64H211L212 66H213V69H212V71H211V73L213 74L212 76V79H210V80H208V81H206V80H203V78L200 80L201 82H203V86L205 87V89L206 90H210L212 93H211V95H207V96H203L202 98L203 99H205V100H207V102H206V105L204 106V109H202V111H201V113L200 114H202V118H201V122H200V126H199V133H198V137H197V146L199 147V155H198V157H199V159H198V161H196V165H197V169H196V171H195V175H194V182L196 183V182H198V180L200 179L199 177H201L202 176V170H203V168H204V166H205V164H204V162H203V157L206 155V153H207V151H208V149L212 146V144L210 143L209 144V140H210V138H211V131L213 130V121H214V116H215V114H217V112H218V109L220 108V104L222 105V102L226 99H228V97H229V92H231V90L233 91V87H235L234 85L232 86L231 84H228V82L230 81V80H228V78H230V72H231V70H232V74H231V78H232V76H233V74H234V76H235V73H237L238 72V69L236 70V72H235V70H233V69H235V68H237L236 66H238V67H240L239 69V71H241L240 73L241 74H236L237 76L236 77H234V78H232L231 80H232V82H230V83H232L233 84V81L234 82H236V83H238V82H241V81H250L251 82V80L253 81V82H255V83H258L259 85H263L264 86V0H196V1H194V0H190V1H188V0H185V2L184 3H182V4H177L176 2H175V0H115V4H109L110 3ZM114 1V0H113ZM120 3V4H119ZM30 4V5H29ZM190 6H192V7H190ZM24 8V9H23ZM186 9V10H185ZM31 10V11H30ZM143 18V19H142ZM3 22H2V21ZM71 20V21H72ZM25 21V22H24ZM32 21H34V22H32ZM32 22V23H31ZM38 22V23H37ZM47 22H49V23H47ZM22 23V24H23ZM149 23H151V24H149ZM6 26H5V25ZM18 24V25H19ZM33 24V25H32ZM38 24V25H37ZM85 24V25H84ZM142 24V25H141ZM4 26V27H3ZM9 26H11L10 28H11V30H10V28L8 29L7 27H9ZM12 26H14V27H12ZM35 26V25H34ZM82 26V27H81ZM147 26H148V28L149 29H151V31L149 32L150 33V36H152L153 35V33L154 34H160L161 36L163 35V34H165V33H169V35L171 36V40L175 43V47H174V55L173 54H169L168 52H164L163 51V49L161 48V47H157L156 48V51H155V49H152L151 48V51H150V46H149V48L147 49L146 47H148V46H146L148 43H149V41L152 39V37H150V40H149V34H147L146 32H148V28H147ZM84 27V28H83ZM86 27V28H85ZM77 29H78V31H77ZM80 29V30H79ZM155 30L157 33H155V31H153L152 32V30ZM64 30V29H63ZM63 30H61V31H59V33L57 34L58 36H59V34H61V36L60 37H62V38H60L59 39V41L61 42V45L59 46V47H57V49H55L56 51L60 48V50H58V51H60V53H61V55L62 54H64V56H67V55H69V57L68 58H70V55L72 56V54L69 52L71 49V52H73V53H75L76 51H77V53H75V54H73V56L72 57H74L75 55H76V58H77V60H76V58L74 57V59H72V57L70 58V60H72L71 61V63L70 64H72V65H68V67L66 68V69H68V70H64V71H61V72H59V71H54V73H53V70L52 71H45V70H40V71H38L37 69L34 71L33 69V71L32 70H27V69H25V70H19V71H15V70H12V69H9L8 67H6V66H0V79L1 78H3V77H5V76H8V75H12V74H14V73H17V74H19V75H21V77L23 78V77H25V78H27L28 79V81H30L29 79H30V76H31V80L34 82V83H36L37 81V76H39L38 77V81L40 80L39 78L41 77H43V76H41V72H48V76H49V74L50 75H52L53 77H51V76H49V77H46L47 75H46V73L44 74V75H46V76H44V78L47 80V78H48V80H50V81H46L44 78H42V79H44V82H51V80H52V78H53V80H52V82H54V83H57L58 84V80H59V83H60V86H62L61 84V82H63L64 81V78L65 77H67V76H70V77H76V78H81V77H85V78H88V79H92L94 76H93V74H81V73H78V72H76V66H78V62L80 61V59L82 58V56H80V55H86V53L88 52L87 50H85L86 49V46L84 45V44H82V43H85V41H86V39L85 38H87V36H88V33H86V35H85V37L83 36L82 37V39L84 40V41H82V39L80 38V40L78 39V38H75L77 35H75V34H73L72 32H69V30H64L66 33L68 32L69 34H70V36L68 35V34H66ZM7 31H10V32H7ZM49 32H50V30H48ZM146 31V32H145ZM12 32V33H11ZM3 33V34H2ZM8 33H11V34H8ZM5 34V35H4ZM8 34V35H7ZM138 35V36H137ZM144 35V36H143ZM6 36H7V38H6ZM38 36V37H39ZM66 36V37H65ZM73 36H75V37H73ZM64 37H65V40L67 41V42H65L64 43ZM69 39H68V38ZM71 37H72V39H71ZM6 38V39H5ZM67 38V39H66ZM75 38V39H74ZM1 39H2V41H1ZM76 40V39H78V40H76V41H79L78 43V46L76 45L77 44V42H76V44L74 43H72V42H74V41H72V40ZM9 40V41H8ZM71 40V41H70ZM185 40H188L187 42L185 41ZM69 41V42H68ZM82 41V42H81ZM129 41V42H128ZM6 42V43H7ZM71 42V43H70ZM144 42H145V44L146 45H144ZM140 43V44H139ZM143 43V44H142ZM185 43H186V45H185ZM70 44H72V45H70ZM80 44H81V47L82 48H79V46H80ZM137 44V45H136ZM3 45V46H2ZM6 45V44H5ZM68 45L69 46H72V48L71 47H69L68 48ZM73 45H76V46H73ZM129 45H130V48H132V47H134V46H136L135 47V49L137 50V51H135V52H138V53H135V54H133V52L134 51H132L133 49H129ZM131 45H132V47H131ZM134 45V46H133ZM138 45H140V46H138ZM141 46H145V47H141ZM74 47V48H73ZM75 47H77V49L75 48ZM142 48V49H140V50H138L137 48ZM186 47V48H185ZM117 48V49H116ZM4 49V48H3ZM76 49V50H75ZM96 48H94V49H92V50H95ZM112 49H110V50H112ZM120 49V50H119ZM130 50V52H128L129 50ZM238 49V50H237ZM75 50V51H74ZM116 50H118V51H116ZM235 50H236V52H235ZM240 50V52H238ZM3 51V52H2ZM1 52H2V54L4 53V50H2ZM91 51V50H90ZM64 52V53H63ZM83 52H85V54L83 53ZM70 53V54H69ZM82 53V54H81ZM89 53V52H88ZM132 53V55H130V54ZM1 54V53H0ZM2 54L0 55V56H2ZM228 54V53H227ZM239 54L241 55V56H243V57H240L239 56ZM243 54V55H242ZM133 55H135V56H133ZM156 55V56H155ZM172 55V56H171ZM189 55V56H188ZM193 55V56H192ZM79 56H80V59H79ZM133 56V57H132ZM155 56V57H154ZM158 56V57H157ZM185 56V57H184ZM205 58H211L212 56H213V53L211 52V51H208V52H205L204 53V55H203ZM234 56V57H233ZM171 57H174L172 60H170V58ZM230 58H228V59H230ZM237 58H239V59H237ZM241 58H243L242 60H241ZM247 58H249L250 60H248V62H246L247 61ZM233 59V60H232ZM79 60V61H78ZM129 60V59H128ZM165 60H167V61H165ZM238 60V61H237ZM73 61H78L77 62V64H76V66H75V64H74V62ZM235 61H236V63H235ZM243 61H245V64H243L244 62ZM155 62V63H156ZM240 62H243V63H240ZM237 64V65H235V64ZM246 63H248L247 65H246ZM166 65V67L165 66H163L164 67V69H165V71L164 70H162L163 69V67L162 66H160V65ZM242 64L244 65V66H242ZM246 65V66H245ZM74 66V67H73ZM135 66V65H134ZM154 66V67H153ZM178 68H177V67ZM234 66V67H233ZM72 68V70H71V68ZM158 67H160V68H158ZM195 67V69H193ZM225 67H230V68H225ZM244 67H247V70H246V68H245V71L243 72V70H244ZM151 68H149L148 70H150ZM175 68L178 70L177 72H176V70H175ZM241 68H243V70L241 69ZM157 69V70H156ZM75 70V71H74ZM152 70V69H151ZM161 70H162V74L163 75H165V76H163V78H162V75H160V73H161ZM195 70H197V71H195ZM36 71H38V72H36ZM66 71V72H65ZM227 71H229V72H227ZM148 72H150V71H148ZM176 72V74H174ZM243 72V73H242ZM38 73H40V75H38ZM53 73V74H52ZM57 73V74H56ZM59 73H61L62 74V77L60 76L59 77V75H61V74H59ZM168 75H167V74ZM197 73V74H196ZM227 73H229V75L227 74ZM150 73H148V74H146V75H148L147 77H150V79H152V80H150V79H148L147 80V83H148V81H149V83H150V81H151V83L149 84V86L150 85H152V83H155L156 81H157V79L154 77V78H152L150 75H149ZM42 75H43V73H42ZM57 76V78H58V80L56 79V76ZM229 77H228V76ZM241 75V76H240ZM35 76V77H34ZM124 77H122V78H118V79H116V80H118V81H123L124 83H126V82H128L130 79L129 78H127V75H123ZM161 76V78L159 79V77ZM214 76L216 77V78H214ZM243 76V77H242ZM34 77V78H33ZM169 77H171V78H169ZM227 77V78H226ZM237 77H239V78H237ZM36 78V79H35ZM165 78H167V79H165ZM168 78L170 79L169 81H171V83L169 82H167V80H168ZM213 78H214V80H213ZM235 78H237V79H235ZM55 79V80H54ZM153 79H156V81L154 82V80ZM183 79V80H182ZM185 79V80H184ZM227 80V81H223V80ZM57 80V81H56ZM166 81L168 84H166V82H163V81ZM24 81H26V82H28L26 79H24L23 80V82ZM36 81V82H35ZM40 81H43V80H40ZM40 81H39V83H40ZM153 81V82H152ZM177 81V80H176ZM176 81H174L173 83H175ZM185 81V82H184ZM224 82V83H223ZM39 83H37V84H39ZM156 83H158V82H156ZM163 83H165V84H163ZM172 83V84H173ZM171 84V85H172ZM226 84H228V85H226ZM156 85V84H155ZM165 85H167V86H164ZM182 85V86H181ZM230 85H231V87H230ZM59 86V87H60ZM227 86H228V88H227ZM152 86H151V89H149V87L148 88H146L145 89V91L146 92H148V93H146V95H142L141 97H138V99H139V101L140 102H138V105H141L140 107H138L139 108V113H138V115L136 116V119H135V121L136 120H138L139 118V116H140V119H141V117L143 116L144 117V119L142 120L141 119V123L143 124V121L144 120H147V118L145 119V117H147L146 115L148 114L147 112V114H145V111L147 110V111H150V109L152 110V108H153V102H151L152 101V99H151V103L149 102V100H150V98H152L151 97V95H152V93H154V88H153ZM163 89L162 90V93L160 94L159 93V96H157L158 94H157V92L158 91H161V89ZM43 88H45V87H43ZM43 88H41V89H39V92H41L42 90H43ZM49 87H47L46 89H44V90H46V91H48V90H51L50 88L48 89ZM54 88V87H53ZM52 88V89H53ZM57 88V87H56ZM48 89V90H47ZM58 89V88H57ZM60 89V88H59ZM65 89H67V91H66V93H65V96H64V98H63V104L64 105H66V108H67V106H71L69 109H71V110H73V108L74 109H76L75 107L77 106V103L75 102V98L77 97V95H76V92H75V88H68V87H65ZM137 89H141V87H139V85H138V87H137ZM153 89V90H152ZM160 89V90H159ZM176 89V90H177ZM235 89V88H234ZM236 89H237V87H236ZM236 89H235V91H236ZM43 90V92L45 93V91ZM151 90L153 91L152 93H151ZM164 91V92H163ZM38 92V93H39ZM43 92L41 93V94H37L35 97H37V99H38V97L39 96H41L42 97V95H44V96H52V95H50V93H48V92H46L45 94H47V95H45V94H43ZM130 92H131V89L130 88H128V87H125V88H123L119 93H116L115 95H113L112 96V98H113V100H118V101H122V100H128V99H131L132 98V95H130ZM150 93H151V95H150ZM232 93V92H231ZM34 95L36 94L35 92L33 93ZM148 94H149V97H147L148 96ZM157 94V95H156ZM32 95V94H31ZM30 95V98L32 97ZM34 95H33V98H29L31 101H34V102H31L29 99H26L27 101H25L27 104H28V106H27V104H25V102H24V109H28V111H30L33 107H31V106H33V105H29V104H31V103H33V104H35V101L37 100L35 97H34ZM214 95V96H213ZM47 96V97H48ZM55 96V95H54ZM54 96H52L53 98H54ZM154 96H155V98L157 97V99H154ZM213 98H211V97ZM13 97V96H12ZM45 97L46 99H50V97ZM56 97V96H55ZM165 97V96H164ZM209 97H210V99H209ZM215 97V98H214ZM36 99V100H33V99ZM57 98H58V96H57ZM56 98V99H57ZM141 98V99H140ZM144 98H147V99H144ZM43 99H44V97H42V99H40L41 101H43ZM48 99V100H49ZM52 99V98H51ZM51 99L48 101V102H50L51 104V108L49 109V103L47 104L46 102H45V99H44V101H43V103H44V106H46L45 108L46 109H49L48 111L49 112H51L52 110H53V106H54V104H55V102H56V100L55 99H53L55 102H53V100L51 101ZM92 99H94L95 100V109H94V111H91L90 112V114L92 115L91 117H90V122H89V125H90V129L89 130H87L86 132H84L83 134L86 136V137H91V136H94V135H96V132H97V129L99 128V126H100V124L98 123V119H100V117H101V115L102 116H104L103 114H101V112H102V109H103V106L100 104L101 102L99 101L100 99H101V97H98V96H94V97H92ZM143 99V100H142ZM39 99H38V101H40ZM144 100H147V104H148V106H146L147 104H145V102L146 101H144ZM157 100V101H156ZM30 101V102H29ZM144 103H143V102ZM52 102L54 103V104H52ZM45 103L47 104V105H45ZM150 103V104H149ZM142 104H144V106H142ZM255 104H256V106L255 107H257V110H256V112L255 113H253V114H258V115H264V104H262V103H257V102H255ZM53 105V106H52ZM118 105H119V103H118ZM151 105H152V107H151ZM165 106H168L169 107V109H172L173 107H174V105L172 104V103H165L164 104ZM261 105V106H260ZM30 106V107H29ZM27 107V108H26ZM78 107V106H77ZM115 108H118L117 106H116V103H115V106H114ZM144 107H150V108H148V109H144ZM29 108H31L30 110H29ZM45 108H44V110H45ZM67 108V109H68ZM141 109V110H140ZM145 111H144V110ZM260 109H261V111H260ZM26 112H27V110H25ZM47 110H45V112H46ZM46 112L47 114H49V112ZM142 111H144V112H142ZM44 112V113H45ZM45 113V115H47ZM140 113H142V114H140ZM261 113V114H260ZM140 114V115H139ZM145 114V115H144ZM142 115V116H141ZM149 115H151V113L149 114ZM149 115H148V118H149ZM112 117V118H111ZM142 117V118H143ZM114 118H116V119H114ZM113 119V120H112ZM139 119V120H140ZM110 120L112 121V123L109 125V126H107V127H117V126H119V125H121L122 123H125V122H129V120H128V117L126 116V115H112V116H110ZM136 121V123H135V121H134V124L136 125L137 124V126L139 125L138 124V122L140 123V121ZM183 121V122H182ZM184 123L183 124V126H186V124L189 122L188 121V119L187 118H183V119H180V123ZM141 123H140V125H141ZM139 125V126H140ZM136 126V128L138 129H140V127H137ZM142 126V125H141ZM261 127L263 126V125H260ZM211 127H212V129H211ZM138 129V130H139ZM218 129V128H217ZM220 129V128H219ZM218 129V130H219ZM217 130V131H218ZM219 132V134H220V136L222 137V133H224L223 132V130H219L218 131ZM221 132V133H220ZM219 134H218V136H219ZM19 138H20V136L19 135H17ZM17 137V138H18ZM22 138L23 137H21L20 139H21V141H22ZM200 138H201V140H200ZM222 138H224V137H222ZM15 139H16V137H15ZM19 139V140H20ZM26 140V137L25 138H23V140ZM94 139V138H93ZM225 141V143H224V141ZM20 141V142H21ZM19 142V143H20ZM24 142V141H23ZM227 142V143H226ZM229 142V143H228ZM22 143V142H21ZM221 143H222V145H221ZM14 144V143H13ZM125 144V145H124ZM126 145H127V147H126ZM202 145V146H201ZM14 146L15 145H10L9 146V151H12L13 150V148H14ZM122 146V145H121ZM120 146V147H121ZM210 146V147H209ZM123 147L125 148V149H123ZM129 147V145L127 144V143H123V146L120 148V152H124V154H122V153H120V152H116L115 154H114V156L112 157V159H109L108 161H107V164L105 165V167L103 168V172H107V173H105L104 175H103V177L104 178H102V180L105 182V187H104V185H103V187H101L100 186V188H102V190L101 191H99L98 192V190H97V192H98V194H96V193H93V194H95L94 196H93V198H92V193H91V191H90V187H87L86 185H84V184H82V183H77L76 185H71V186H67V185H65V184H49V187H51V188H53L54 190H57V191H62V193H64L66 196H64V197H66L67 199H65L64 201H66L65 202V204H64V201H62L61 202V200H60V206L61 205H63V206H61V208H64V209H62L61 210V213L60 214H62V212H63V216H67L68 218H70V219H74L75 221L77 220V221H80V220H82L83 218H82V216L80 215V213L83 211V212H85V210H82V209H86V205H85V207L83 208V206H84V203H86V199L87 198H89V201H90V203H93L94 201H95V199H96V201L95 202H97V203H100L98 200H100L101 199V201L103 202V203H105V202H107V201H110L111 200V198H112V201L114 202V203H116V204H118L117 206L119 207V208H127V206H129V209H131V208H137V209H135V210H137V211H143L144 213H146V214H148V215H151V216H153L154 214H160V211H162V210H160V209H156V208H153V207H147L145 204H143V203H139V202H132L131 200H127V199H123V198H119L118 197V195L115 193L116 192V189H115V191L113 190L114 188H117V182H116V178H117V176H120V173L121 172H119V171H121L120 169H122L121 168V166H123V161L126 159L125 158V156H127V154L129 153V155H133V156H135V157H140L141 159H143V162L145 163V164H147V165H152L153 163H154V155L152 154L153 153V145L152 144H149V145H147L146 147H144V148H142L141 150H138L137 151V149L135 150V148H133L132 147V149H133V151H132V149L130 148V150H129V152H128V150H126V148H128ZM131 147V146H130ZM124 150V151H123ZM152 151V152H151ZM27 153V155H28V151H26ZM128 152V153H127ZM217 153V152H216ZM26 154H24L25 155V157H26ZM201 154H203V155H201ZM24 155H23V157H22V161H21V163L22 164H24V162L26 161L27 162V157H26V159H25V157H24ZM215 158V157H214ZM124 159V160H123ZM225 160V161H224ZM201 161V162H200ZM3 162H5V161H3ZM3 162L1 163L2 165H3ZM25 162V163H26ZM123 162V163H122ZM221 164H220V163ZM224 162V163H223ZM6 163V162H5ZM44 164V163H43ZM42 164V161H41V163L40 164H38V167L37 166H35L36 167V170L38 169V170H40V172L41 173H43L42 175H40L41 173H38V172H36V170H35V168H32V170L30 171L32 174H33V180H37L38 178H42L43 176H44V174H45V171H46V169L44 168V167H47L46 166V164H44L43 165ZM121 164V165H120ZM223 164V165H222ZM5 165V164H4ZM40 165V166H39ZM119 165V166H118ZM201 165V166H200ZM217 167H216V166ZM41 166H44V167H41ZM221 166H223L222 167V169H221ZM225 166V167H224ZM9 168H12V167H9ZM42 168H44L43 169V171H41L42 170ZM109 168V169H108ZM221 170H220V169ZM84 169V166H83V164H82V160H80V159H78L77 161H75L74 162V165L69 169V171H72V172H74V178H80V175H81V173H82V170ZM118 169V170H117ZM216 169V170H215ZM33 170L36 172H33ZM79 170H80V172H79ZM200 170H201V172H200ZM210 170L213 172V174L215 175V176H217V175H219V174H222L220 177L218 176V179L217 178H215V176L212 174V172H211V175H212V178L210 177V179H212L211 181H212V185H211V188H210V183L208 184L209 186V190H210V194L208 193L209 192V190L207 189V195L209 196V198H208V196H206L207 198H206V200H209V201H211L210 203H209V201H207V203H205L204 201H206V200H204L203 202H200V201H198V200H195V202L194 201H192V199L191 198H189V196L187 195L186 196V192H187V190L185 189V190H183L182 192V194L184 195V196H182V195H180L181 197H180V204L179 205H177V206H179V208L176 206L175 208H173L171 211H165L164 212V210H163V212L161 213L162 215L165 213L166 214V212L169 214V213H171V215L170 216H172V217H174L173 219H174V221H173V226H174V228H175V231L177 232V233H180V232H182V230H183V234H186L187 236H185V238H180V239H178V240H175V241H162L161 243L162 244H160V242H158V243H154V242H152V241H147L146 243H145V245H144V249L142 250V251H140V253H141V255H139L140 253H138V252H136V254H134L133 255V257H131V258H133V259H131V260H133V262L132 261H130V260H126L127 258H125L124 259V257H123V262L124 263H128V264H130L129 263V261L131 262V264L133 263H135V264H140L143 260L141 259V257L142 258H144V254H142V252L144 253V251H145V249H146V256H145V258L144 259H146L148 256V254L150 255V260H144V261H148V263H149V261L151 262V263H149V264H160V262L162 263V261H164L165 263L167 262H169L170 264L171 263H174V259H176L177 260V264H194V262H193V260H195V258H196V254H197V257H198V255L200 256V255H203V256H201V258L202 259H200L199 257L197 258V260H196V262H195V264L197 263V262H199V261H201V260H203V263L202 264H206L209 260L208 259H211L213 256H215V254H216V256L215 257H217L218 258V260H217V262L218 263H220V262H224L223 264H225V260L227 261V259H228V257H230V256H232V258L230 257L228 260L230 261V262H232V263H230V264H236L240 259H241V253H242V250H244V249H246L247 248V244L248 243H251L250 241H252V250H253V248H254V250H253V254H252V250H250L251 251V254H250V257L253 259V260H251V258H250V264L251 263H253V264H261L262 263V261L264 262V260L262 259L263 257H264V247H262V246H264V242L263 243H261L262 241H261V239L263 238L264 239V235H262V234H264L263 232H264V220L262 221V220H260V219H264V202H263V198H264V195L261 193V191L264 189V155L263 154H259V153H257V152H255L254 150H252V149H250V147H248V145H244V144H237V143H234V142H230V141H228V140H226V139H222L221 140V142H220V145H218V153H217V155H216V158L210 163ZM219 172H218V171ZM229 171H230V173H231V171L233 172V174L234 175H232L233 177H235V172H240V173H238L237 175H236V177L235 178H238L239 179V181H237V179H234L233 177H231V176H229ZM235 171V172H234ZM30 172L28 173V174H26V176H27V178H32V176L31 175H29L30 174ZM79 172V175H77V173ZM217 174H216V173ZM223 172V173H222ZM11 173V174H10ZM10 175H9V177H13V176H16L15 175V172L14 171H10ZM241 173L242 174H244V176H242L241 175ZM37 174V175H36ZM39 174V175H38ZM116 174H118V175H116ZM225 174H228V175H226L230 180H228L227 178H225L224 179V177H225ZM246 174V175H245ZM231 175V174H230ZM239 175V176H238ZM242 176V178H241V176ZM249 175L251 176V177H249ZM210 176V175H209ZM238 176V177H237ZM248 178H246V177ZM255 176L257 177V178H255ZM35 177H37V179L35 178ZM240 177V178H239ZM245 177V179H247V182L249 181V179H251L250 180V185L249 184H247V182H246V180L244 181L243 180V178ZM46 178V176H44L43 178H42V180H44ZM222 178V179H221ZM106 179H109V181H106ZM114 179H115V181H114ZM208 179V181H210V179L209 178H207ZM217 179V180H216ZM241 179V180H240ZM262 181H261V180ZM112 180L114 181V182H112ZM223 180H225V183H224V181ZM226 180H227V182L229 181V182H232L231 180H235V182H234V184L232 183V185L233 186H231L229 183V185H230V187H231V189H234V191L233 192H235L234 194L237 196L239 193H240V191H242V193H244V194H242V193H240L242 196H240V194H239V196H237V197H235V195H233L232 194V190H230L229 188H228V186L229 185H227V183H226ZM259 181V183H257V181ZM37 181H40V180H37ZM207 181V182H208ZM210 181V182H211ZM221 181H223V183L224 184H222V186H221ZM239 182L238 183V185L240 184V183H242L241 181H243V182H246L245 184L244 183H242V184H240L239 186L240 187H238L237 186V182ZM251 182L253 183V184H251ZM263 182V183H262ZM112 183H113V185H112ZM116 183V184H115ZM257 183V184H256ZM263 185H261V184ZM236 184V185H235ZM247 184V185H246ZM112 185V186H111ZM227 185V186H226ZM242 185H244L243 187H244V189H243V187H241ZM245 185H246V187H245ZM262 187V188H260L259 187V190L260 191H258V188H256L255 190H257L258 192H257V194L258 195H263V197L261 198L260 196L258 197V195H256V191L254 192L253 190H254V188L256 187ZM84 186V188H82ZM86 186V187H85ZM114 186V187H113ZM215 186V187H214ZM221 187V189H220V187ZM224 186H226L227 188H225ZM235 186H237L238 188H239V190H238V192H237V190H236V188L237 187H235ZM254 186V187H253ZM109 189H108V188ZM112 187V189H110ZM213 187V188H212ZM217 187V188H216ZM224 189H223V188ZM251 187V188H250ZM108 189L109 190V192H110V195L108 196L107 195V193H104L103 192V190H106V189ZM243 190H242V189ZM248 188H250V189H248ZM253 188V190H251ZM217 189H220V190H224V192H225V189L226 190H229V192L228 191H226V193H224L223 192V190L221 191L222 193L220 194L219 192H216L217 191ZM262 189V190H261ZM79 190V191H78ZM83 190V191H82ZM108 190H106V191H108ZM110 190H112V192L114 191V193H112ZM213 190V191H212ZM216 190V191H215ZM236 190V191H235ZM247 190V191H246ZM253 191L252 193H251V191ZM216 192V195H218L217 197H215L216 195L214 194V193H212V192ZM264 191V190H263ZM17 192V191H16ZM15 192V197H13L12 199H14V200H12V202L14 201L15 202V200H16V202L17 201H21V199H19L20 198V196L22 197H24V194L26 195V193L25 192H27V196L28 195H30V194H32V196L30 195V198H32V200L29 198V197H27V196H25V197H27V198H25L26 200H28V201H32L31 203H33V202H35L34 200H36L37 199V203H34L35 205L36 204H38L36 207L34 206V204L32 205L31 203H29L28 201H26L25 203H26V205H25V203H24V199H23V197H22V199H23V203L21 202V206H22V204H24L22 207H21V209L24 211V213H26V214H24V216L25 215H27V212H29V211H31L30 210V208H32L33 207V210L34 209H38L39 207H40V202H39V197H38V195H37V193H35L34 191H32V192H34L35 193V196L33 195V193L30 191H22L23 193H21V191H18L17 193ZM30 194H29V193ZM87 192V193H86ZM231 192V193H230ZM18 193L19 194H23V195H18ZM101 193V194H100ZM228 193H230V195L232 196V199H233V196H234V200H239V201H241V203H240V205H239V203L237 202V201H234V200H230L231 198H230V196H229V194ZM264 193V192H263ZM84 194H86V195H84ZM91 194V195H90ZM103 194H104V196L107 198H105L104 196H103ZM109 194V193H108ZM112 194V195H111ZM196 194L197 195H200L201 193H198V192H196ZM227 194V195H226ZM98 195V196H97ZM100 195H102L101 197H100ZM114 195V196H113ZM117 195V197H115ZM213 195H214V197H215V200H214V197H213ZM249 195V196H248ZM74 196V198H72ZM96 196H97V198H96ZM111 196V197H110ZM114 198H113V197ZM186 196V197H185ZM228 196V198H226V197ZM252 196L253 197H255L256 199L258 198V200H259V198H261V200L259 201L260 203L259 204H263L262 206H261V208H259L260 207V205H258L257 203H258V201L256 200V199H253L252 198ZM257 196V197H256ZM16 197H18V198H16ZM76 197H78L77 199H76ZM79 197L81 198V199H79ZM82 197H83V199H82ZM99 197V198H98ZM188 197V198H187ZM212 197V198H211ZM242 197V200H240V198ZM16 198V199H15ZM92 198V199H91ZM198 198V197H197ZM199 198H200V196H199ZM63 199V198H62ZM78 199H79V201H78ZM91 199V200H90ZM110 199V200H109ZM118 199V200H117ZM123 199V200H122ZM185 199H186V202H185ZM212 199H213V201H212ZM253 199V200H252ZM76 200V201H75ZM252 200V201H251ZM254 200H256V201H254ZM71 201V202H70ZM75 201V202H74ZM85 201V202H84ZM111 201V203H113ZM117 201V202H116ZM249 201H251L252 203H254V204H256V206H258V207H256V211L257 212H255V213H257L256 214V216L255 217H253L254 215H255V213L253 212V214H252V216L250 217L251 219L253 218H256V219H254V220H248V222L247 221H245V220H243L245 217L244 216H246L245 215V212L247 213V211H248V207H250L251 208V206H250V204H249ZM254 201V202H253ZM263 203H262V202ZM15 202V203H16ZM74 204H73V203ZM78 204H80V205H78ZM80 202V203H79ZM94 202V203H95ZM101 202V203H102ZM184 202V203H183ZM224 204H226V205H224ZM236 203L237 202V204H234V206L232 205L233 203ZM250 202V203H251ZM257 202V203H256ZM15 203H14V205H15ZM18 203V202H17ZM16 203V204H17ZM27 203H29V204H27ZM68 203V204H67ZM221 203V204H220ZM72 204H73V207H72ZM122 204V205H121ZM216 204H220L219 206H217ZM64 205L66 206V205H68V209L66 208V207H64ZM252 205V204H251ZM26 206V207H25ZM29 208H28V207ZM32 206V207H31ZM60 206H59V210L61 209L60 208ZM78 206V207H77ZM130 206H133V207H130ZM186 206V207H185ZM210 206V207H209ZM212 206V207H211ZM224 206H226V207H228L227 209H228V211H227V209H226V207H224ZM239 206H241V210L239 211V209L240 208H238ZM35 207V208H34ZM75 207H77V208H75ZM215 207H217L216 209H215ZM222 209V212H221V215L219 214V216L220 217H222V218H220L219 216H218V213L217 212H219L220 213V208ZM233 207V208H232ZM14 207H13V205H12V209H13ZM17 208V207H16ZM29 209V210H27V211H25L26 209ZM178 208V209H177ZM235 208V209H234ZM244 208V210H242ZM248 208V209H247ZM262 208H263V211H262ZM20 209V208H19ZM20 209V211H21V217H22V219L24 220V218L26 217H24L23 216V214H22V210ZM25 209V210H24ZM65 209H66V211H65ZM71 209H74V211L73 210H71ZM219 209V210H218ZM231 209V210H230ZM245 209H247V211H245ZM259 209H260V211H262L263 212V214L259 211ZM17 210V209H16ZM38 210H40V208L38 209ZM77 210V212H75ZM133 210V209H132ZM157 210V211H156ZM226 210V211H225ZM233 210V212H234V216H232L233 214V212H231ZM37 211V210H36ZM71 211V212H70ZM72 211H73V213H72ZM156 211V212H155ZM215 211H217L216 213H215ZM236 211H238V212H236ZM244 211V212H243ZM56 212L58 213V211H57V209H56ZM60 212V211H59ZM67 212V213H66ZM75 212V213H74ZM82 212V215L84 214ZM228 213V216L226 217L225 215H227V214H225V213ZM231 212V213H230ZM71 213H72V216H71ZM214 213H215V215H214ZM240 214L241 215V218H238V217H240L238 214ZM160 214V215H161ZM224 214V215H223ZM231 214V215H230ZM58 215H59V213H58ZM73 215H74V217H73ZM76 215V216H75ZM80 215V218H78V216ZM168 215V216H169ZM174 215V216H173ZM212 215H214V217L212 216ZM217 215V218L215 217ZM261 215H262V217H261ZM61 215H59L58 217L60 218V220L62 219V216L60 217ZM167 216V215H166ZM215 219V220H217L218 219V217H219V220H217V222L218 221H220V220H222L223 221V225H224V222H225V225L227 226V227H225L224 226V229H223V226H221L222 224V222L220 223H217L216 221H212V217ZM231 216V217H230ZM55 217V216H54ZM57 217V216H56ZM53 218V219H55V220H52V221H56V226H58L59 224H57V222L59 221L61 224H60V226L59 227H61V230H63V229H66V227H67V230L68 231H65L64 230V232H62V233H64V234H61V236H62V238H61V236L59 235V234H55L57 231L58 232H61L60 231V228H58V227H56L55 226V222H51V220H50V223H51V225H50V223H49V220H48V222H46V220H45V224L44 225H42V223L40 222V225L38 224V226H37V229L39 230L38 231V233H40L39 235H38V237H39V239L40 238H42L41 240V242H43V244L42 245H44L43 246V248L45 247V245H47L46 246V248L48 247V246H50V240L52 241H54L55 240V237H54V235H56V238H57V240H55V242L56 241H58L59 243H64V245H65V243H66V241H67V246H64V245H59L58 244V247H55L57 244H55V242H51L52 244L54 243V245H52V246H50L51 248L50 249H52V247H54V248H56V251L59 249V246L60 247H62V246H64V248L62 247V249H63V251H64V249H68V251H66V253L67 254H69V255H67L65 252L63 253H59V252H61L62 251V249L60 248V250L61 251H59V252H56L55 251V249H52V250H54L53 252H51L50 253V255H52V254H54V255H52V256H55V255H58L59 257L58 258H60V260L62 259V256H63V259H64V262L62 263L61 261L63 260H59L56 256H55V258H56V260L58 259L59 261L58 262H61L60 264H64L68 259L67 258H70L72 255H71V253H69V252H77V253H81V256H87L88 258H98L99 259V264H118L117 262L118 261H120L121 262V264H123V262H122V256H124V252L121 250V249H119V247L117 246V245H110V246H108V248H103V247H101V249H88V248H84L83 246H81V245H79L78 243L76 244V242L74 241V240H71V237L72 236H70V233H71V235H72V229L68 226L69 224L67 223V222H65L66 220H62L63 222H61L60 220H58L59 218L57 217V218ZM67 217H66V219H67ZM84 217V216H83ZM211 217V219H209ZM223 217H226L227 219L229 218V220L231 221H228L227 219H225V218H223ZM233 217H235L236 218V220L237 221H235V219H231V218H233ZM179 218V219H178ZM21 219V220H22ZM65 219V218H64ZM211 220L213 223H217V224H215V225H213V223H211V225H209V223H210V221L209 220ZM213 219V220H214ZM259 219V220H258ZM21 221V222H24V225H27L25 222L26 221ZM208 220V221H207ZM225 220V221H224ZM235 221L234 223H233V221ZM244 222H247V224H251V223H249L250 221L252 222H254V223H252L253 224V227H251L252 225H248L249 226V228H251L250 230H251V232L249 231V233H251V235L248 233V231L247 232H245L244 230H247L246 228H244V226L246 225V223H244ZM67 221H68V219H67ZM230 222V223H228V222ZM260 221H262L263 222V224H262V222H260ZM20 222V223H21ZM42 222H44V220H42ZM64 222H65V224H64ZM181 222V223H180ZM208 224H207V223ZM240 222V223H239ZM241 222H243V223H241ZM259 222V223H258ZM39 223V222H38ZM47 223H48V226H47ZM231 223H233V227L231 226L232 224ZM23 224V223H22ZM52 224H53V227H52ZM63 224L66 226V224H68L66 227H63ZM180 224V225H179ZM208 226H210V227H208V229H207V227L205 228V226L206 225ZM234 224H235V227H234ZM241 224H245V225H242L241 226ZM256 224H257V227H256ZM258 224H262V225H260V226H263V227H259V230H260V232H259V230L257 229L258 228ZM21 224H19V226H20ZM24 225L23 226H21V227H19V228H21L19 231V233H21V230H24L25 231V227H24ZM49 225L52 227V228H54V229H52L51 227H49ZM200 225H202V226H200ZM212 225H213V227L215 228L216 227V230H217V232L218 233H214V231H215V229L214 228H211L212 227ZM219 225V226H218ZM231 227H230V226ZM43 226H45V228L43 227ZM55 226V227H54ZM254 226H255V228H254ZM22 227H23V229H22ZM43 227V228H42ZM68 227L70 228V229H68ZM220 227H222V229L220 230L219 228ZM238 227H242V228H239L238 229ZM247 227V226H246ZM25 228V229H24ZM55 228H58L59 230H55ZM227 228V229H226ZM254 228V229H253ZM44 229V230H43ZM50 229H52V231L50 230ZM205 229V230H204ZM210 229H212V232L213 233H211V230ZM213 229H214V231H213ZM219 229V230H218ZM234 229H236L235 231H234ZM240 229H241V231H242V229H243V231H244V233L247 235H244V233L242 234V232H240ZM257 229V231H255ZM71 230V231H70ZM178 230H179V232H178ZM194 230V231H193ZM200 230V231H199ZM209 230V231H208ZM225 230V231H224ZM229 230H231V232H228ZM249 230V229H248ZM253 230V231H252ZM263 232H262V231ZM42 233H41V232ZM50 231H51V234H53V237H54V239L51 237L52 235L50 234ZM55 232V233H52V232ZM208 232V234H210L211 236H209L208 234H206L207 232ZM219 231L221 232L220 233V235L222 236L221 238H220V235H219ZM57 232V233H58ZM66 232H68L67 233V235L69 236V239H67L68 238V236L66 237V236H64L65 235V233ZM70 232V233H69ZM216 232V231H215ZM222 232H223V234H225L224 235V238H225V240H226V243H225V241L223 240L224 238H223V234H222ZM244 237H242L241 236V238H243L244 240H240L241 238H239L240 237V234ZM252 232H254V233H252ZM257 232V233H256ZM23 233L24 232H22V235H23ZM37 233V234H38ZM227 233V234H226ZM229 233V234H228ZM233 233V234H232ZM235 233H237V234H239V235H236ZM248 233V234H247ZM255 233H256V235H257V237L256 238H258L259 236V240H260V242L257 240V239H255L254 238V236H252V235H255ZM259 233V234H258ZM260 233H261V235H260ZM216 234V235H215ZM231 234V235H230ZM58 235V236H57ZM215 235V236H214ZM218 235V236H217ZM229 235V236H228ZM255 235V236H256ZM259 235V236H258ZM47 236H50V237H47ZM191 236V237H190ZM214 236V237H213ZM252 236V237H251ZM46 237V238H45ZM60 237V238H59ZM64 237L67 239H64ZM196 237V238H195ZM210 238V239H208V238ZM237 237H238V239H237ZM247 237H248V239H250L249 240V242H248V240H247V242L245 241L246 239H247ZM44 238V239H43ZM48 238H50V240L48 239ZM58 238L60 239V240H58ZM211 238H215L213 241H212V239ZM218 238V239H217ZM228 238V239H227ZM46 239V240H45ZM48 239V240H47ZM62 239V240H61ZM184 239V240H183ZM221 239L223 240L222 241V243L224 244H226V246H227V242H228V244H230V242L232 241V243L234 242V246L233 245H231L230 244V246L228 247L227 246V248H224L223 249V247H226L225 245L222 247V243H221V245H220V243H219V240H220V242H221ZM254 239V240H253ZM262 239V240H263ZM44 240H45V244H44ZM64 240V242H62ZM70 240V241H69ZM191 240V241H190ZM199 240V241H198ZM218 240V241H217ZM227 240H229V241H227ZM236 240H238V242L240 243H238V245H236L237 244V241ZM240 240V241H239ZM256 240V241H255ZM49 243H48V242ZM215 241V242H214ZM246 242L247 244L245 245V243L244 242ZM46 242L48 243V244H46ZM70 242V243H69ZM212 242L214 243V244H212ZM253 242H254V244H255V242L257 243V242H259V243H257V244H263L262 246L260 245V247L256 244V245H254L253 244ZM57 243V242H56ZM113 243H115V242H113ZM171 245H170V244ZM194 245H193V244ZM198 243V244H197ZM210 243H211V246H210ZM216 243H218L217 245L218 246H220V247H216L217 245H215ZM196 244V245H195ZM241 244H244L245 246H243V245H241ZM180 245V246H179ZM193 245V246H192ZM213 245V246H212ZM241 245V246H240ZM250 245V244H249ZM251 245L250 246H248L249 248L251 247ZM72 246V247H71ZM166 246V247H165ZM167 246H168V248H167ZM175 246V247H174ZM232 246H233V248H232ZM236 246V247H235ZM237 246H238V250H239V252H238V250H236L237 249ZM256 246H258V247H255ZM67 247V248H66ZM76 247V248H75ZM170 247V248H169ZM180 247V248H179ZM208 247V248H207ZM211 247V250L209 249ZM49 248V247H48ZM58 248V249H57ZM158 248L160 249V250H158ZM188 248V249H187ZM219 249L220 250V253H221V255H220V253H219V250H217V249ZM236 248V249H235ZM241 248H244V249H242L241 250ZM81 249V250H80ZM152 249V250H151ZM156 249V250H155ZM205 249H206V251H205ZM208 249V250H207ZM225 249H229V250H227L226 251V254L228 253V257H227V255H225V253H223V250L225 251ZM232 249H235V250H232ZM51 250V251H52ZM122 252V254L120 253V251ZM149 250V251H148ZM154 250V251H153ZM193 250V251H192ZM196 250H198V252H199V254H198V252H196L195 253V251ZM200 250H203V252L205 251L206 253H207V251H208V253L210 254H208L207 253V255L205 254V252L203 253L202 251H200ZM210 250V251H209ZM214 250H216V251H214ZM232 250V251H231ZM98 251V252H97ZM214 251V252H213ZM218 251V252H217ZM222 251V252H221ZM237 251V252H236ZM240 251H241V253H240ZM100 252V253H99ZM119 252V253H118ZM148 252V253H147ZM233 252H235V254L233 253ZM59 253V254H58ZM79 253V254H80ZM194 253H195V255H194ZM200 253H203V254H200ZM214 253V254H213ZM226 256L225 258L223 257L222 258V256H224L223 254ZM231 253V254H230ZM238 253V254H237ZM240 253V254H239ZM62 254V256H60ZM91 256H90V255ZM138 254V255H137ZM233 254H234V257H233ZM257 254V255H256ZM65 255H67V256H70V257H66ZM94 255V256H93ZM103 255V256H102ZM118 255L119 256H121L120 257V260L117 258L118 257ZM192 255H194L195 256V258H192L193 256ZM213 255V256H212ZM220 255V256H219ZM239 257L240 256V258H238L237 256ZM52 256H50L51 258H52ZM102 256V257H101ZM137 258H136V257ZM138 256H139V258L141 259V261H139V263H136V261L137 260H139V258H138ZM141 256V257H140ZM189 256V257H188ZM208 256H210V257H208ZM221 257L220 259H222L221 261L219 260V257ZM39 257V256H38ZM37 257V258H38ZM40 257H41V259H40ZM40 257H39V259L42 261V263H43V259H42V256L40 255ZM67 259V260H65V258ZM126 257V256H125ZM205 257H207V258H205ZM54 258V259H55ZM204 258V259H203ZM234 258V259H233ZM173 259V260H172ZM191 260V263H190V260ZM198 259H200V260H198ZM233 259V261H231ZM116 260H118L116 263L114 262V261H116ZM125 260H126V262H125ZM152 260H154V262L152 263ZM156 260V261H155ZM157 260H160V261H157ZM172 260V261H171ZM36 261H38V260H36V258H35V260H34V264H36ZM41 261H39L37 264H39ZM113 261V262H112ZM143 261V262H144ZM204 261H207V262H204ZM220 261V262H219ZM234 261H235V263H234ZM237 261V262H236ZM253 261V262H252ZM257 261H260V262H257ZM120 262H119V264H120ZM142 262V263H143ZM163 262V263H164ZM202 262V261H201ZM241 262V260L238 262V263H240ZM257 262V263H256ZM141 263V264H142ZM146 264H148L147 262H145ZM145 263H143V264H145ZM164 263V264H165ZM166 263V264H167ZM168 263V264H169ZM175 263H176V261H175ZM200 263V262H199ZM217 263V264H218ZM227 263H228V261H227ZM226 263V264H227ZM242 263V262H241ZM240 263V264H241ZM41 264V263H40ZM44 264V263H43ZM198 264V263H197ZM229 264V263H228ZM262 264H264V263H262Z\"/></svg>", "mask_w": 264, "mask_h": 264}, {"label": "built area", "instance_id": "3", "mask_svg": "<svg viewBox=\"0 0 264 264\" xmlns=\"http://www.w3.org/2000/svg\"><path fill=\"white\" fill-rule=\"evenodd\" d=\"M188 1H190V0H188ZM194 1H196V0H194ZM175 2H176L177 4H182V3L185 2V0H175Z\"/></svg>", "mask_w": 264, "mask_h": 264}]
</instances>
